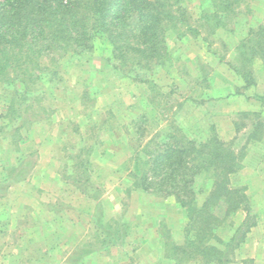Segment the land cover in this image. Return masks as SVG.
Returning <instances> with one entry per match:
<instances>
[{"label":"rangeland","instance_id":"1","mask_svg":"<svg viewBox=\"0 0 264 264\" xmlns=\"http://www.w3.org/2000/svg\"><path fill=\"white\" fill-rule=\"evenodd\" d=\"M249 2L253 15L239 11L230 31L203 19L215 10L212 0H183L190 27H180L182 36L169 31L166 65L152 70L115 69L113 46L96 36L93 48L60 58L58 75L38 71L43 79L31 84L18 119L9 107L25 89L0 81V264H170L163 254L183 244L187 213L174 197L134 188V123L145 141L171 132L234 141L240 166L231 184L246 191L250 222L264 227V64H250L256 85L247 90L234 71L243 64L239 41L264 25V0ZM83 144L93 147L89 183L78 164ZM211 178L196 183L204 188L200 203ZM217 213L223 217L225 207ZM244 216L240 210L226 218L220 235L232 234ZM116 230L121 243L112 241ZM256 260L246 264H264Z\"/></svg>","mask_w":264,"mask_h":264},{"label":"trees","instance_id":"2","mask_svg":"<svg viewBox=\"0 0 264 264\" xmlns=\"http://www.w3.org/2000/svg\"><path fill=\"white\" fill-rule=\"evenodd\" d=\"M249 1L212 0L215 10L204 12L203 19L213 29L233 31L228 25L239 11L253 15ZM183 26L190 27L183 0H0V81H20L25 89L23 93L16 90L9 115L18 119L28 110L29 88L43 79L38 71L58 75L60 58L70 51L93 48L96 36L110 41L119 63L114 68L127 74L134 67L152 70L165 66L168 33L182 36ZM237 50L243 64L234 71L241 77L243 88L253 87L256 79L250 64L256 58L264 64V25L249 28ZM260 100L264 104V96ZM132 125L139 141L129 159L136 167L130 170L134 188L174 197L187 213L185 240L175 244V255L167 252L168 257L178 264L183 260L232 263L236 250L257 224L256 219L250 222L253 218L246 191L231 184L230 176L240 166L235 142L223 140L216 132L204 141L173 132L145 141L144 128L138 123ZM79 152L78 158L85 154L78 164L89 183L93 147L85 150L83 144ZM205 174L212 180L206 184L209 192L200 203L198 196L204 188H196V183ZM220 207H225L223 217L217 213ZM240 210L247 213L246 217L225 240L219 231L226 218ZM121 231H111L112 241L123 242Z\"/></svg>","mask_w":264,"mask_h":264},{"label":"crops","instance_id":"3","mask_svg":"<svg viewBox=\"0 0 264 264\" xmlns=\"http://www.w3.org/2000/svg\"><path fill=\"white\" fill-rule=\"evenodd\" d=\"M250 88H246V90L250 89ZM262 94H264V93H262ZM247 100H246V103L251 105L252 103L249 102V99H247ZM245 109L248 110V107H246ZM246 214L247 213L245 212V216H244L243 220L245 219ZM242 221H241V223H242ZM238 226H236L235 228H237ZM234 232H235V229H234ZM234 232L232 234H230L229 236H222V237L225 240H229L234 235ZM263 234H264V227H262L260 225V223L253 226L251 228L250 232L247 234L248 237L246 238V240L236 250L235 260L230 264H246L247 259H252V258H256V257H257V260L260 258L261 262H264V260H262L264 258L263 257L264 256V239L260 238L261 236H263ZM239 250L241 251V253L242 252L244 253V255H242L240 258H239V253H240ZM245 252H248V254H245ZM163 256H164V258H163L164 261L168 260V262H170V264L171 263L172 264H178L174 259H172L170 257L166 258L165 254H163Z\"/></svg>","mask_w":264,"mask_h":264}]
</instances>
